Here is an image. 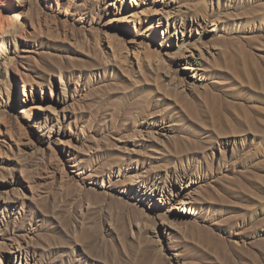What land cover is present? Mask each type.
Returning <instances> with one entry per match:
<instances>
[{"label": "rangeland", "instance_id": "rangeland-1", "mask_svg": "<svg viewBox=\"0 0 264 264\" xmlns=\"http://www.w3.org/2000/svg\"><path fill=\"white\" fill-rule=\"evenodd\" d=\"M232 243L264 252V0H0V264Z\"/></svg>", "mask_w": 264, "mask_h": 264}, {"label": "bare ground", "instance_id": "bare-ground-1", "mask_svg": "<svg viewBox=\"0 0 264 264\" xmlns=\"http://www.w3.org/2000/svg\"><path fill=\"white\" fill-rule=\"evenodd\" d=\"M8 14H9V21L10 20H12V19H15V18H17V17H19V16H17L16 15V12H14L13 10H10L9 12H8ZM12 22V24H14V21H11ZM138 90V89H137ZM138 92V91H137ZM138 96V95H137ZM151 97V96H150ZM139 100V99H138ZM148 107V106H147ZM211 107V110H212V112L215 114V115H217V114H219V112L221 111V108H220V106L217 104V103H215V102H213L212 103V105L210 106ZM141 113V112H140ZM135 114V113H134ZM143 114V113H142ZM143 116V115H142ZM248 123V122H247ZM236 126H239V128L237 129V131L238 132H240V131H244V129L245 128H242V127H244L243 125H241V122H239L238 123V125H235V124H232V128H233V130H236ZM247 137H245L244 138V140L246 139ZM243 139V138H242ZM247 146V145H246ZM244 149V148H243ZM185 159V158H184ZM194 159V158H193ZM191 160V159H190ZM184 160H180V164L178 163V170H179V172H176V170L173 172V175H174V177H175V180L176 179H178L179 180V182L180 183H183L184 182V177L185 176H187V175H189V173L191 172V167L190 166H187L186 165V167L185 166H182V162H183ZM188 161V160H187ZM189 165V164H188ZM97 169V168H96ZM197 169V168H196ZM202 170V169H201ZM195 171V170H194ZM198 172V171H197ZM207 172V171H206ZM170 196V195H169ZM80 198H82V197H80ZM185 204V201H183L182 200V205H184ZM191 205V204H190ZM190 208H192V207H190ZM192 210V209H191ZM198 216V215H197ZM200 218V217H199ZM253 240V239H252ZM244 248L242 249V247L241 246H237V244H234V243H232V251H234L235 253H236V255H235V257H234V255L232 254V264H243V263H241L240 262V260H239V258L237 257V254H239L240 255V257H241V259H245L247 262H248V264H259L260 262H262V259L264 260V258L263 257H261L260 255L262 254V253H264L263 252V249L261 248V247H258V248H256L255 250H254V246L253 245H248L247 246V251L246 252H244ZM244 252V253H243ZM244 260V261H245ZM246 264V263H245Z\"/></svg>", "mask_w": 264, "mask_h": 264}]
</instances>
